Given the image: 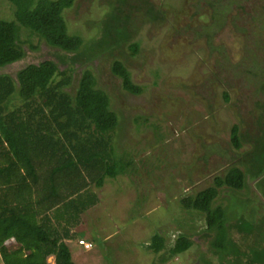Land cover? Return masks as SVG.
I'll use <instances>...</instances> for the list:
<instances>
[{
    "label": "rangeland",
    "instance_id": "1",
    "mask_svg": "<svg viewBox=\"0 0 264 264\" xmlns=\"http://www.w3.org/2000/svg\"><path fill=\"white\" fill-rule=\"evenodd\" d=\"M112 1L75 0L63 14L69 33L86 43L98 37L97 23ZM144 1H130L129 44L90 64L118 115L112 149L123 174L92 188L101 203L85 212L89 220L75 231L76 240H89L94 249L73 243L71 250L90 263L100 257V264H264V182L257 192L250 186L220 191L214 207L225 212L224 247L218 231L206 233L205 216L181 203L214 186L232 164L246 172L249 185L254 172H264V156L253 154L264 150L259 117L264 109L258 108L264 103V0H220L216 7L212 0H147L164 15L163 22L148 17ZM14 11L9 1L0 0V20H15ZM20 38L27 63L49 55L46 44L28 30L22 29ZM132 43L139 44L136 54ZM116 60L143 89L141 95L125 91L112 73ZM19 70L0 69V75L16 79ZM80 75L77 69L75 88ZM234 125L240 128L242 149L232 145ZM181 235L193 246L173 257L168 248ZM158 236L166 241L160 254L150 250ZM10 243L5 244L12 248Z\"/></svg>",
    "mask_w": 264,
    "mask_h": 264
},
{
    "label": "trees",
    "instance_id": "2",
    "mask_svg": "<svg viewBox=\"0 0 264 264\" xmlns=\"http://www.w3.org/2000/svg\"><path fill=\"white\" fill-rule=\"evenodd\" d=\"M7 1L15 8V20H0V69L14 66L20 70L16 79L0 75V256L3 264H50L51 257L54 264H75L65 240L73 238L71 231L82 223L83 214L101 203L92 188L101 189L108 180L123 174L112 149L118 115L109 95L98 88L90 64L132 40V15L127 11H133L132 0L112 1L110 12L97 23L99 36L87 43L69 33L63 16L75 0ZM144 2L149 18L165 20L149 1ZM216 2L220 0L209 3L216 7ZM22 29L50 50L38 63H27ZM138 49V43L130 44L133 54ZM77 69L81 75L75 88ZM112 73L122 80L125 91L142 94L143 89L132 82L121 61L113 63ZM260 83L264 92V81ZM258 108L264 109V103ZM259 117L264 119V112ZM239 134V126L234 125L231 142L236 149L243 147ZM253 154L264 156V150ZM254 174L253 181L264 179L261 170ZM214 183L181 203L185 210L205 216L206 233L218 231L219 245L224 247L226 239L220 234L228 225L224 210L214 203L222 189L241 191L250 185L246 172L236 164ZM11 239L14 248L5 244ZM232 241L228 239L227 244ZM192 246V241L181 235L169 254L181 255ZM165 248L161 236L150 245L156 254Z\"/></svg>",
    "mask_w": 264,
    "mask_h": 264
},
{
    "label": "crops",
    "instance_id": "3",
    "mask_svg": "<svg viewBox=\"0 0 264 264\" xmlns=\"http://www.w3.org/2000/svg\"><path fill=\"white\" fill-rule=\"evenodd\" d=\"M262 182H264V179H259V180H254V181H250V186L252 187V189L253 188H256V187H258L259 186V184H261ZM100 199H101V197H100ZM91 209H93V208H91ZM90 209V210H91ZM85 214V213H84ZM84 214H83V217H82V223L81 224H79L76 228H73L72 229V233H73V238L71 239V240H65V242H66V244L69 246V248H70V250H71V247H70V245H73V243H77L78 245H79V241H81V240H84V241H86V242H89V243H92L91 241H89V240H86V239H84V238H82V237H79L77 240L75 239V231L76 230H78L80 227H82V225H83V223H87L86 221H87V219L88 218H85L84 219ZM264 214V213H263ZM50 216H51V218L52 219H54V217H53V213L52 214H49ZM89 220V219H88ZM13 240V242L14 243H10L12 246H13V248L15 247V245L14 244H16L15 243V240L14 239H12ZM7 243V242H6ZM80 246V245H79ZM84 249V248H83ZM93 249H94V247H93ZM92 249V250H93ZM169 250L171 249V246L168 248ZM85 250V249H84ZM92 250H85V251H92ZM71 252H72V257H73V261H74V263L75 264H100V263H98V260L100 259V257H93V261H91V263L90 262H88V260L86 259V260H84V257H83V255H81V254H79V253H77V251L74 253L73 252V250H71ZM160 254V253H159ZM77 260V261H76ZM51 261H53V263L51 262ZM49 263L50 264H54V258L53 257H51V258H49Z\"/></svg>",
    "mask_w": 264,
    "mask_h": 264
},
{
    "label": "built area",
    "instance_id": "4",
    "mask_svg": "<svg viewBox=\"0 0 264 264\" xmlns=\"http://www.w3.org/2000/svg\"><path fill=\"white\" fill-rule=\"evenodd\" d=\"M79 245L82 246L85 250H91L93 248V244L86 242L84 240L79 241Z\"/></svg>",
    "mask_w": 264,
    "mask_h": 264
}]
</instances>
